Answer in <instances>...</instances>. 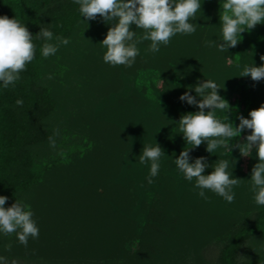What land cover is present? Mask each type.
Listing matches in <instances>:
<instances>
[{"label": "trees", "instance_id": "obj_1", "mask_svg": "<svg viewBox=\"0 0 264 264\" xmlns=\"http://www.w3.org/2000/svg\"><path fill=\"white\" fill-rule=\"evenodd\" d=\"M79 7L74 0H0V16L16 18L25 24L36 45L35 58L20 73L21 78L8 88L0 82V195L8 198L7 207L16 195L50 183L51 186L46 185L44 189L50 190L46 192L47 199L42 198L39 208L50 212L58 208L85 227L87 218L92 228L88 225L86 233H82L81 248L85 247L86 252L94 255L101 249L103 254L100 255L106 259L120 258L126 253L123 240L112 237L107 230L116 228L122 218L127 219L128 215L135 218V213L141 210L146 218L141 216V226L145 227L144 232L150 230L147 235L152 239L151 234L160 232L158 227L173 224L177 213L188 211L185 209L188 200H200V204L207 203L210 208L214 205V201L198 195L200 189L195 187V179H185L175 164L180 152L191 147L180 133L179 120L199 108L179 99L186 91L195 96L188 60L177 61L175 54H170L169 44H162L161 56L153 60L158 64L157 59H161L158 67L154 66L161 79L160 92L154 85L156 80L151 84L156 90L154 96L141 95L132 78L128 79L130 76L126 79L121 76L119 80H125L126 90L112 95L115 100L108 105L112 114L105 124L110 126L111 136L105 143L91 144L92 152L87 151V146L74 143L75 150L61 153L58 158H42L40 148L46 147L50 136L54 139L57 136L55 130L58 128L49 120L57 111L58 102L51 85L41 81L45 61L41 48L46 41L36 37L41 28L51 30L54 37H71L79 21L85 19ZM174 73L179 82L172 80ZM17 99L23 100L22 107L17 106ZM106 101H98L96 109L105 111ZM215 114L227 123L225 110H215ZM157 144L164 154L159 161L158 175L149 183L150 162L141 164L139 159L144 147ZM206 148L207 141L198 148H189L190 162L206 157L209 167L205 175L210 174L220 160H228L227 171L232 177L238 173L242 179H247L249 165L246 164L244 172L239 153L229 152L223 146L215 153L207 152ZM73 151L76 154L73 155ZM204 191L205 196L211 192ZM180 209L185 210L181 212ZM87 212L97 215L96 219ZM211 224L210 234L218 245L215 264H246L242 257L245 245L252 239L264 238V205L255 204V208L245 213L232 229L217 228L213 221ZM151 245L143 236L136 257L144 259Z\"/></svg>", "mask_w": 264, "mask_h": 264}, {"label": "rangeland", "instance_id": "obj_2", "mask_svg": "<svg viewBox=\"0 0 264 264\" xmlns=\"http://www.w3.org/2000/svg\"><path fill=\"white\" fill-rule=\"evenodd\" d=\"M222 3L223 0H201L197 18L190 21L196 31L192 34H176L171 38L169 48L177 61L188 60L194 86L204 80H212L220 87L218 92L229 102L231 109L228 112L225 110L226 121L237 126L240 115L250 118L249 112L264 104V80L256 82L250 76H240L246 66L264 64L260 59L264 55V23L241 33V40L235 48L221 51L218 46L223 43L220 22ZM111 26L112 22L105 23L99 16L96 20L79 21L73 35L68 38L69 43L60 46L55 55L45 58L41 81L50 84L56 95L58 107L49 123L57 126L59 134L55 138L54 148L50 143L40 148L42 158H58L61 153L75 148L74 143L87 146V151L91 152V144L105 143L107 137L111 136L110 126L105 124L112 114L108 105L115 100L112 95L126 90L125 80H119L121 76L125 79L130 76L128 79L132 78L141 95L152 98L156 90L151 84L156 80L154 85L160 92L161 79L155 67H158L161 59H157L158 64L153 60L161 56V46L158 52L153 53L148 51L151 41H143L137 45L139 55L131 67L112 66L104 62L106 48L100 43ZM132 30L137 36L143 35V30L137 29L134 24ZM50 75L51 79L48 78ZM172 80L179 82L180 79L174 73ZM192 94L198 96L195 90ZM105 99L108 104L105 111L101 112L96 109V105ZM248 134L250 130L246 129L239 137L226 141L229 144V147H225L227 151L239 153L244 172L246 164L249 165L247 179H242L238 173L233 175V178L240 179V183L232 189L235 196L231 203L212 191L206 196L214 201L212 208L207 203L200 204V200H188L190 204H185L188 211L182 212L185 209H180L182 213H177L175 217L178 220L158 227L160 232L151 234L152 239L147 235L150 230L144 232L145 227L141 226L142 211L136 212L135 218L128 215L127 219L119 221L116 228L107 230L112 237L123 240L122 245L127 254L106 259L100 255L103 254L101 249L99 254L94 255L86 252L85 247L81 248L83 244L80 241H83L82 235L86 233L87 226L91 227L90 220H84L87 222L85 227L58 208L54 212L39 208L42 198L47 199L46 192H50L49 188V191H44L46 185L51 186L47 182L16 195L12 201V204L17 200L30 208L39 228V237H30L25 246L19 242L16 233L4 235L0 232V257L5 258L4 264H215L218 245L210 234L212 221L217 228L232 229L257 204L251 181L252 168L259 162L256 149H252L250 156H244L236 148L238 144L245 147ZM245 180H249V183ZM90 215L93 219L97 217L92 213ZM143 236L153 247H150L144 259L139 260L136 252ZM242 257L246 264H264V238L248 242L242 250Z\"/></svg>", "mask_w": 264, "mask_h": 264}, {"label": "clouds", "instance_id": "obj_3", "mask_svg": "<svg viewBox=\"0 0 264 264\" xmlns=\"http://www.w3.org/2000/svg\"><path fill=\"white\" fill-rule=\"evenodd\" d=\"M78 4L84 20H96L99 16L105 23L112 22L105 38L100 42L106 52L103 60L112 66L123 65L131 67L139 55L137 45L143 41H151L148 51L158 52L160 46L168 45L176 34H192L196 27L191 20H195L196 13L201 9V0H74ZM222 41L219 50L229 47L235 48L240 42L241 33L251 31L256 25L264 23V0H223ZM143 30L142 36H137L132 25ZM37 39L43 38L41 54L44 58L55 55L62 45L69 40L54 37L51 30L41 28ZM54 41V42H53ZM36 54L33 34L16 18L0 16V82L4 88L14 85L20 73L26 70ZM264 61V55L260 57ZM240 76H250L253 81L264 80V64L260 66H246ZM51 79V75L48 77ZM220 87L212 80H204L195 85V93L201 97L197 100L189 91L184 92L179 99L189 105H196L197 112H189L179 120L180 133L186 141V150H182L175 159L177 168L184 174L185 179H195V187L199 188V196H205V189L223 197L227 202L234 201V186L240 183L239 178H233L227 171L228 160H220L214 170L205 175L209 167L206 157H198L190 162L189 148H198L207 141L206 151L215 153L218 147H229L226 141L239 137L246 129L250 130L245 138V147L236 145L244 156H250L252 149H256L259 162L251 172L252 191L255 202L264 205V104L249 112L250 118L243 115L238 117L239 124L225 123L218 119L215 110L230 111L229 102L218 92ZM210 90V91H209ZM17 106H23V100H16ZM205 109H209L205 111ZM59 130H55V135ZM51 147L56 146L54 136L49 137ZM164 154L157 144L155 147H144L139 162H150L148 182L159 173L160 158ZM7 197L0 195V232L4 235L16 233L19 242L27 246L28 239L39 237V228L33 219V212L22 202L15 201L10 207H5ZM10 250V246H9ZM5 258L0 257V264Z\"/></svg>", "mask_w": 264, "mask_h": 264}]
</instances>
